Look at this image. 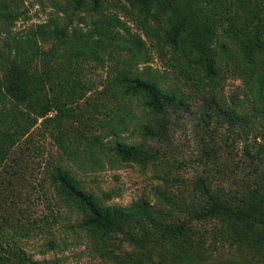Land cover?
I'll list each match as a JSON object with an SVG mask.
<instances>
[{
	"label": "trees",
	"instance_id": "obj_1",
	"mask_svg": "<svg viewBox=\"0 0 264 264\" xmlns=\"http://www.w3.org/2000/svg\"><path fill=\"white\" fill-rule=\"evenodd\" d=\"M61 1L50 0L56 15L31 25L20 37L11 36L0 25V34L7 33L6 39L0 37V45L2 42L6 48L2 54L0 47V102L23 107L0 113V168L10 148L38 120L43 129L52 126L55 132L50 137L57 149L81 172L102 169L100 156L139 166L152 162L157 155L148 141L166 138L167 113L183 108L188 95L178 80L165 87V75L149 66L138 72L139 64L149 62L144 43L130 32L126 22L106 11L107 0ZM122 1L126 7H118L134 12L143 33L152 32L172 54L175 65L171 67L183 75L190 90L207 89L214 100L213 92L227 74L239 79L241 98L233 97L230 104L219 99L223 116L243 136L256 132L253 139L264 140V0ZM80 12L89 14L88 24L85 17L75 15ZM10 16L0 9V21L16 19ZM150 21L156 26L153 30ZM79 24H85L86 29ZM44 45L49 47L44 50ZM121 51L127 53L122 67L113 66L107 81L121 107L136 100L144 111L146 121L139 128L140 140L115 141L106 148L102 137H86L80 130L65 137L62 120L73 115L70 105L90 88L83 79L84 63L90 60L102 64L104 56L112 60V55ZM108 132L115 137L114 130ZM243 154L256 177L252 186L225 193L211 190L206 178H200L196 188L207 207L191 215L196 221H219L223 225L221 241L245 253L238 259L211 257V249L216 248L205 245L202 235L197 236L184 222L164 221L160 211L145 200L126 207L100 203L80 186L76 169L56 164L47 180L54 197L80 215L76 228L109 264H264V142L252 148L244 143ZM123 244L129 250H123ZM5 253L0 255V264H30L18 249Z\"/></svg>",
	"mask_w": 264,
	"mask_h": 264
},
{
	"label": "rangeland",
	"instance_id": "obj_2",
	"mask_svg": "<svg viewBox=\"0 0 264 264\" xmlns=\"http://www.w3.org/2000/svg\"><path fill=\"white\" fill-rule=\"evenodd\" d=\"M118 4L126 7L122 0H107L106 11L126 22L130 32L143 41L149 57L148 63L137 66L138 72L143 66H149L153 72L163 73L165 87L178 80L181 90L188 95L186 105L175 113H167L169 123L164 140L148 141L149 148L157 155L152 162L139 166L118 163L114 159L108 161L100 156L102 169L86 172L72 167L50 137L55 130L52 126L43 129L38 120L10 148L0 168V255L5 256L9 249H18L30 264H109L76 228L80 215L54 197L47 176L54 165L60 164L76 169L80 186L93 193L100 203L126 207L137 200H145L160 211L164 221L184 222L197 236L202 235L205 245L212 244L216 248L211 249V257L238 259L245 253L221 241L219 233L223 225L219 221H196L191 215L193 211L207 207L196 188L198 179L206 178L211 190L222 189L225 193L252 186L256 181L252 165L243 154V146L247 143L252 148L264 140L259 137L254 140L256 132L243 136L237 126H229L219 100L223 98L230 104L233 97L241 98L238 93L241 82L227 74L213 92L214 100L210 99L207 89L190 90L183 75L171 67L175 62L171 61L172 54L167 48L157 42L152 32L143 33L136 22L137 15L127 8L121 10ZM0 9L9 12L10 17H16L7 23L0 21L1 28L14 37L22 36L31 25L44 23L56 15L50 0H0ZM57 15L61 16L60 13ZM75 15L85 17V24H88L87 12ZM60 22L64 23L62 19ZM85 24L78 26L85 30ZM149 26L151 30L156 27L152 21ZM7 33L1 32L0 37L6 39ZM0 47L1 53L5 54L2 42ZM47 47L49 45H44L43 49ZM126 55L121 51L118 55L113 54L112 60L104 56L102 64L90 60L84 63L83 79L90 88L70 105L73 115L62 120L65 137L80 130L86 137H102L106 148L115 141L133 143L140 140L139 128L146 121L144 111L136 100L121 107L118 100L113 99L107 81L111 68H121ZM22 108L20 105L12 107L5 100L0 102V113L3 114ZM250 120L256 122L253 118ZM261 122L264 123V118ZM109 129L115 131V137L108 134ZM81 142L86 144V141ZM121 248L129 250L125 244Z\"/></svg>",
	"mask_w": 264,
	"mask_h": 264
}]
</instances>
